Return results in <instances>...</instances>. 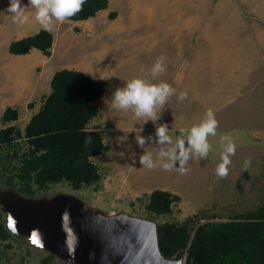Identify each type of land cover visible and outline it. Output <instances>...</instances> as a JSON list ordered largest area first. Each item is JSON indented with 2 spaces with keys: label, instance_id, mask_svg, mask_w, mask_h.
<instances>
[{
  "label": "rangeland",
  "instance_id": "rangeland-1",
  "mask_svg": "<svg viewBox=\"0 0 264 264\" xmlns=\"http://www.w3.org/2000/svg\"><path fill=\"white\" fill-rule=\"evenodd\" d=\"M8 5L9 0H0V89L1 82H4L0 115L11 106L18 110L19 117L3 123L0 116V129L15 125L24 130L44 103L50 86L47 79L41 80L42 65L31 71L27 60L9 58L11 53L7 45L10 41L35 33L42 26L35 20V9L30 7L29 0H21L28 18L24 24L13 22V14L7 11ZM51 32L56 47L46 59L52 63L46 71L62 67L91 68L97 74H105L106 84H109L110 71V76L122 85L133 78L149 83H157L161 77L170 81L178 69L186 67L184 61L193 50L200 78L209 70L220 76L228 70V66L218 65L220 60L241 53L250 55L254 50L263 61L260 68L264 69V0H110L108 8L91 18L63 23L54 21ZM161 57L164 58L165 72L153 79L149 70ZM209 57L212 63L207 61ZM111 82V91H114V82ZM11 84L14 87L10 89ZM39 84L42 85L40 89ZM9 92L14 93V99L8 98ZM107 94L97 104L98 116L87 126L91 132L100 131L109 145L107 151L92 158L99 167L100 182L80 189H74L67 182L52 184L34 197L73 194L107 213L124 212L156 223L181 224L193 217L196 227L206 222L231 220L262 203L264 85L250 87L239 98L236 107L222 117L231 119L230 124L235 123L240 128L217 130L216 136L208 138L211 145L208 158L193 156L184 165L187 169L184 174L175 169L166 171L159 165L155 151L158 145L148 142L144 148L138 146L136 137L155 138L156 127L150 120L144 123V119H137L131 111L112 108ZM167 108L170 107L165 105L164 112ZM157 114L160 119L156 124L166 123L168 134L174 141L182 131L191 128L185 125L179 128L173 118L161 114L160 109ZM222 135H230L235 144L244 143L242 152L238 148L237 160L230 158L229 173L223 179L215 171L221 162ZM17 143L20 149L26 147L24 138H18ZM14 150L19 151V148L0 146V191L9 188L6 186L7 176L12 175L9 168L18 162V158L13 157ZM144 152L152 154L156 167L149 169L140 165L139 157ZM248 158H251V165L245 171L243 165ZM155 189L168 190L180 197L173 204L171 213L157 215L147 209L148 195ZM49 254L20 236L2 244L0 264H73L58 257L51 259ZM186 257L185 253L183 264H186Z\"/></svg>",
  "mask_w": 264,
  "mask_h": 264
},
{
  "label": "trees",
  "instance_id": "trees-1",
  "mask_svg": "<svg viewBox=\"0 0 264 264\" xmlns=\"http://www.w3.org/2000/svg\"><path fill=\"white\" fill-rule=\"evenodd\" d=\"M109 3L110 0H86L82 11L69 20L93 17ZM53 44V33L41 29L12 41L9 51L26 54L37 48L50 56ZM51 87V93L24 130L15 125L0 129L2 148H19L13 152L18 162L9 168L12 175L7 176L6 186L26 196H39V191L62 182L74 189L100 182L102 176L92 158L109 149L102 133L87 127L99 114L95 101L104 95L105 82L82 71L62 69L54 74ZM18 117V110L9 106L2 120L8 123ZM20 137L26 141L22 149L17 143ZM148 197L147 209L157 215L171 213L173 204L180 199L164 189H155ZM194 221L189 217L181 224L158 223L159 245L166 258L186 253V264H264V199L254 210L228 221L200 224L195 232ZM19 237L8 229L6 213L0 208V248L5 241ZM55 257L49 254V258Z\"/></svg>",
  "mask_w": 264,
  "mask_h": 264
},
{
  "label": "water",
  "instance_id": "water-1",
  "mask_svg": "<svg viewBox=\"0 0 264 264\" xmlns=\"http://www.w3.org/2000/svg\"><path fill=\"white\" fill-rule=\"evenodd\" d=\"M0 208L13 234L73 264H183L185 254H162L155 221L107 213L73 194L32 197L7 188Z\"/></svg>",
  "mask_w": 264,
  "mask_h": 264
},
{
  "label": "clouds",
  "instance_id": "clouds-1",
  "mask_svg": "<svg viewBox=\"0 0 264 264\" xmlns=\"http://www.w3.org/2000/svg\"><path fill=\"white\" fill-rule=\"evenodd\" d=\"M86 0H29L30 7L35 9V20L46 31H52L53 22L63 23L82 11ZM7 11L13 14V22L24 24L27 17L21 0H9ZM165 72L164 58H159L149 70L153 79H157ZM175 94L168 83H149L141 78L128 80L123 88H118L111 99V107L119 111H131L137 119H144V123L152 121L156 127L155 138H147L142 135L136 137L137 144L144 148L148 142L158 145L155 149L159 159V165L166 171L177 170L184 174L187 172L184 165L193 156L206 159L209 156L211 145L210 136H216L219 126L214 112L209 109L204 119L190 128L182 131L175 141L168 134V125L156 124L160 119L157 110H163L170 96ZM178 99L182 102L187 99V92H181ZM222 147L221 162L215 171L219 178H227L229 173L230 157L235 155L236 144L230 135L220 137ZM171 146V147H165ZM139 163L143 167L152 169L157 166L151 153L144 152L139 157ZM251 165V158L245 160L243 170L247 171Z\"/></svg>",
  "mask_w": 264,
  "mask_h": 264
},
{
  "label": "crops",
  "instance_id": "crops-1",
  "mask_svg": "<svg viewBox=\"0 0 264 264\" xmlns=\"http://www.w3.org/2000/svg\"><path fill=\"white\" fill-rule=\"evenodd\" d=\"M38 31H36L35 33H37ZM32 34H28L26 36ZM12 41L8 43L7 45L8 49ZM54 45H55V41L51 49L52 52H54V48L56 47ZM12 54L13 53H11L10 55L8 54L9 58H23L27 60L28 68L31 69V71H35L36 66L37 67L41 65L43 66L41 80L46 81L47 79L50 86L48 93H46L47 95H49L52 91L51 80L54 74L60 69L82 71L85 75L89 76L94 80L104 81L105 93L100 99L95 101L96 104H98L106 95H108L107 93H109V97H110L109 104H111L112 95L118 89V87L116 88L115 85H118L119 88H123L125 86L124 82L123 85L122 82L117 83L116 78L115 77L112 78L110 76L111 71L108 74V80H107L109 84H106V80L103 77L105 74L103 73L97 74V71H91V68L62 67L60 69H56L55 71L52 70L50 72L46 71V68L50 66L52 63H48L49 61L46 59H48L49 56L45 55L41 50L37 48H33L29 53L26 54H13V55ZM242 55L243 57H241ZM195 58L196 56L193 50L191 56H189V58H187L184 61L186 65L185 68L183 69L181 68L180 70L178 69L170 81H165L163 80V77H161L159 79L160 81L157 82V83L166 82L173 89H175V94L169 97L166 104L170 108H167L165 112L164 110H160L161 114L163 113L169 114V118H173V120L175 121L176 125L179 128L181 127V125H185L186 128H189L196 125L197 123L199 124L204 119L206 112L209 109H211L215 114V118L219 122V126L217 128L218 131L228 130L229 128H232L234 130L236 128H240L236 126L235 123L230 124V121H232L231 119L227 118L226 120L222 117L225 116V113L228 110H231L234 107H236L237 102H239V98L245 95L246 91L249 90L250 87L253 88L256 86L264 85V69L260 68V66L263 64V61L260 59L259 53L254 50V53L250 55L246 53H241L240 55L226 58L225 61L221 62L220 60L219 61L220 64L218 65L220 66L226 65L228 66L227 67L228 70L225 73H222L220 76H217L215 73H213V70H209V72L203 74V76L201 77L202 80L199 75L197 76V74L199 73L197 72L196 69L197 66H196ZM207 61L212 63V58L209 57ZM257 71L258 74L256 73ZM2 79L4 80L3 76ZM111 80H113L114 82L113 85L114 91H111V86H110L112 84ZM3 83L4 82L2 81L1 82L2 86L0 89V99L4 97L2 91L4 89ZM254 83L255 86H253ZM121 85L123 87H120ZM9 86L10 89L14 87L13 84ZM41 86L39 84L38 88L40 89ZM181 92H187V99H185L182 102L178 99V96ZM8 98L10 100L14 99V93L9 92ZM10 105H13V102H10ZM38 111L39 110H37V112ZM259 133L260 132H258L257 135ZM243 146H244L243 142H239V144L236 143L235 155L231 156L234 161L237 160L238 158L237 155L239 154V152H242ZM238 148H240L241 151H239L240 149Z\"/></svg>",
  "mask_w": 264,
  "mask_h": 264
},
{
  "label": "snow or ice",
  "instance_id": "snow-or-ice-1",
  "mask_svg": "<svg viewBox=\"0 0 264 264\" xmlns=\"http://www.w3.org/2000/svg\"><path fill=\"white\" fill-rule=\"evenodd\" d=\"M33 243H37V240L35 237H33Z\"/></svg>",
  "mask_w": 264,
  "mask_h": 264
}]
</instances>
